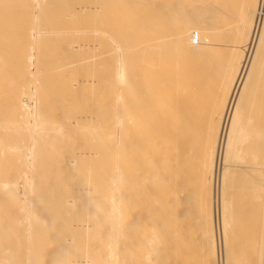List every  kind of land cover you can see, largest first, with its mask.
I'll list each match as a JSON object with an SVG mask.
<instances>
[{
  "label": "bare ground",
  "instance_id": "1",
  "mask_svg": "<svg viewBox=\"0 0 264 264\" xmlns=\"http://www.w3.org/2000/svg\"><path fill=\"white\" fill-rule=\"evenodd\" d=\"M36 1L0 0V32H16L11 39L0 37V264L37 263L30 251L40 243L59 261L69 254L70 238L90 231L85 213L91 210L102 221L91 258L94 264H195L197 249L200 264L237 263L228 246L230 203L225 189L233 173L229 167L236 166L230 161L241 160L240 146L245 141L240 132L241 103L264 39V0H250L247 5L244 0L110 1L108 8L122 22L121 32L107 40L114 46L113 61L104 78V85L118 91L109 104L110 129L117 140L106 141L107 133L101 153L117 151L120 158L112 172L104 174L109 188L99 196L98 205L44 208L45 214L50 209L57 214L51 224L37 207L43 202L49 205L48 189L30 179L31 170L38 168L40 160L42 167H50L45 162L47 153L60 150L59 138L70 125L81 121L87 133L96 126L93 116L83 113L65 118L63 124L39 119L33 97L39 85L34 74L54 67L58 71L61 57L95 49V45L77 43L57 54L44 48L35 58H21L19 54L35 53L37 45L32 41V49L23 52L28 48H21L16 39L26 36L25 32L35 33L33 26L37 20L43 22V14L37 18L32 13L24 19L18 18L17 11L34 10L39 15V10L59 4L55 6L63 17L59 19L67 24L68 15L75 11L88 15L93 7L71 5L68 0ZM2 71L6 72L3 80ZM17 75L28 81L23 86L28 100L19 111L6 110L3 106L22 85L15 80ZM98 82L91 74L68 83L77 89L71 99L95 104L86 92ZM61 101L58 97L60 106ZM69 134L81 143L88 140ZM207 146L210 161L206 166ZM186 147H199L203 159L192 176H186L184 169ZM94 148L83 146L76 156L92 158ZM90 191L84 186L74 197ZM124 191L129 196L126 204H122ZM70 202L66 201V207ZM18 240L23 241L22 250L18 246L14 250L18 253L9 252L6 242ZM88 263L84 258L69 262Z\"/></svg>",
  "mask_w": 264,
  "mask_h": 264
},
{
  "label": "rangeland",
  "instance_id": "2",
  "mask_svg": "<svg viewBox=\"0 0 264 264\" xmlns=\"http://www.w3.org/2000/svg\"><path fill=\"white\" fill-rule=\"evenodd\" d=\"M20 4L37 3L33 0H16ZM66 1V0H65ZM71 5H90L93 9L88 15H83L81 12L75 11L73 14L68 15L69 23L64 24L60 21L59 10L55 6L51 10H39L38 13L34 10H18L21 14L18 18H29L32 13L37 14L40 18L43 14V22L38 21V25L33 26L36 29L35 33L25 32L26 36L17 38L16 43L21 48H28L23 52L32 49L31 42H36V50L33 54H19L21 58L35 55H40L44 48H49L53 53H61L69 49L73 44H94L95 49L92 50H77V54L65 58L61 57L60 61L63 63L61 67L52 70L38 71L34 77L38 78L39 87L33 92V97L38 102L39 112L36 114L39 119L49 118L54 121H59L61 124L66 123L65 118L74 119L75 116L80 114H90L93 116V129L91 133H87L83 127L86 125L81 121L76 122V126H71L70 129L61 134L59 138L63 143L60 150H53L47 153L46 163L50 167H42L40 160L38 168L31 170L30 179L33 182L40 184L42 188L48 189L46 197H50L49 205L45 202L38 204V211L42 217L47 218L48 223L51 224L55 221L56 213L50 209L48 214L44 208L58 207V208H75L82 206L94 207L98 205L99 196L107 192L109 186L105 185L104 174L112 172L114 164L119 160L120 155L117 151H110L102 154V142L106 139L107 133L110 135L106 141L115 143L116 137L113 130H111V107L114 96L118 94L116 88L111 85H104V78L107 77V71L111 70L110 64L112 58V44L107 40L113 37L114 33L118 34L122 30V22L116 20L118 15L112 13L110 6L111 0H68ZM250 0H244V3L250 4ZM58 2V1H57ZM62 2V1H61ZM66 10H61L60 13H65ZM46 12V13H44ZM230 15H232L230 13ZM235 15L233 16V18ZM234 21V20H233ZM232 21V22H233ZM230 24V23H229ZM234 22L229 27H233ZM247 27V26H244ZM248 28V27H247ZM30 31L32 30L29 28ZM15 30L9 32H0V37L7 39L14 38ZM242 34L246 33L242 29ZM239 35L242 37L243 36ZM245 36V34H243ZM76 41V42H75ZM73 42V43H72ZM75 50V48H73ZM8 55V51H4ZM63 56V55H62ZM2 60V59H1ZM60 63V64H61ZM96 65H95V64ZM91 66H94L91 67ZM108 71V74H109ZM3 77L6 72L2 71ZM91 74L96 75L99 81L95 86H88L87 94L93 96L95 104L85 105L82 100H72L71 97L77 91L72 85L76 79L85 78ZM252 74L246 83V92L243 95L241 103V122L240 128L242 129L241 135L245 141L241 144V160L236 166H230L229 178L231 181L226 185V197L230 203L229 209V228H228V242L229 252L235 264H264V39L259 51V57L255 61L252 68ZM15 80L21 83L19 87L10 97L11 100L6 106V110L19 111L22 103L28 100L26 93L27 88H23L28 81L24 80L23 76L17 75ZM24 84V85H23ZM101 84L104 85L101 86ZM81 94V93H80ZM58 97L62 99L61 106L58 103ZM18 114L17 112L15 115ZM79 125L80 127L78 128ZM90 127V126H89ZM74 133L80 137H86V143H81L76 138L72 137L69 133ZM201 135V134H200ZM94 136V137H93ZM26 143V142H25ZM42 147V143L38 142ZM27 144V143H26ZM85 144V145H84ZM83 146L95 147L93 151L96 155L92 158L86 156L77 157L76 151L80 150ZM108 149V148H107ZM209 151L206 147V166L209 165ZM186 176H192L191 172H196V168L201 164L203 159L198 149L195 147H186L184 151ZM141 166V161L137 163ZM205 166V168H206ZM72 169V173L69 171ZM207 172V170H206ZM254 177L258 178L254 179ZM125 174L122 172V179L124 180ZM108 177H106V180ZM245 181V183H241ZM84 186L90 187L91 191L85 196H76L78 189ZM126 192L122 194V204L128 203ZM79 197H88L89 200H78ZM75 198V199H74ZM66 199V200H65ZM66 201H71L70 205L66 207ZM82 202V204H81ZM45 203V204H44ZM86 222L89 223L90 231L87 234L73 236L75 239L70 238V247L66 250L69 254L64 256L58 261L57 257L44 243H40L35 251L31 248L30 258L35 255L37 262L40 264L46 262L49 264H69V262L77 261L80 259H88V264H94L91 258H94L96 249V237L99 233V227L102 226L101 219L97 220L94 212H86ZM123 219V217H122ZM99 225V226H98ZM128 223L125 226L129 228ZM199 230V229H198ZM197 230V232H198ZM199 232L196 234V239L199 238ZM14 241H7L9 252H12L22 243ZM33 244V243H32ZM4 245V246H5ZM16 246V247H14ZM6 247V246H5ZM6 247V248H7ZM34 247V244H33ZM22 250V248L19 246ZM36 252V253H35ZM18 253V251H14ZM34 259V258H33ZM200 252L197 249L195 255V264H200ZM32 261V259H31Z\"/></svg>",
  "mask_w": 264,
  "mask_h": 264
}]
</instances>
